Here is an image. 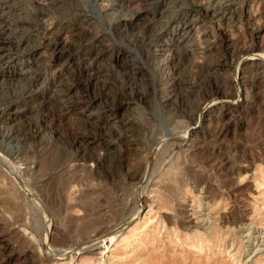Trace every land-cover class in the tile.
<instances>
[{
    "label": "rangeland",
    "instance_id": "obj_1",
    "mask_svg": "<svg viewBox=\"0 0 264 264\" xmlns=\"http://www.w3.org/2000/svg\"><path fill=\"white\" fill-rule=\"evenodd\" d=\"M11 21L36 52L0 62V264H264V61L235 79L264 0H0V45Z\"/></svg>",
    "mask_w": 264,
    "mask_h": 264
},
{
    "label": "bare ground",
    "instance_id": "obj_2",
    "mask_svg": "<svg viewBox=\"0 0 264 264\" xmlns=\"http://www.w3.org/2000/svg\"><path fill=\"white\" fill-rule=\"evenodd\" d=\"M14 27L17 28V30H15ZM3 33H4V37H3L4 44L0 45V62L2 61V59L4 57V54L2 53V51L5 50V47H7V46H13L15 49H18V50L19 49L22 50V48H23V49H25L24 52H28L31 54L36 52V48L31 46V43L33 41L31 38L32 36L30 37V34L28 35V33H26L25 30L22 29V25H20L16 22L9 23V25L3 29ZM250 58H252V59H250ZM259 60L261 62L264 61V55H260V54L255 55V54H251V53L249 54L248 53V54L241 56V60L238 64V68L236 70L235 79L240 81L243 66L245 64H247L251 61H253V62L257 61L258 62ZM242 98H243L242 89L236 88L234 98H232V100H231V98L229 97L230 100L227 99V100H225V102L230 103V104L231 103L237 104L238 102L241 101ZM217 105H218V99L217 98H214L211 101H209L207 103V105H205V107L203 108V112L199 116V120L201 121L204 118V115L206 114V112L215 108ZM188 131L185 132V134H187ZM147 178H148V172L146 170L145 175L143 176V180L144 179L147 180ZM143 198H144V196L140 195V200ZM142 206H143V204H142ZM204 222H205V220H204ZM244 238L247 240L246 243H248V251L251 252L253 257L264 251V235H261L260 233L249 232L247 235H245Z\"/></svg>",
    "mask_w": 264,
    "mask_h": 264
}]
</instances>
